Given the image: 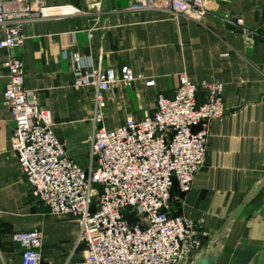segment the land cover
Masks as SVG:
<instances>
[{"label":"crops","instance_id":"crops-1","mask_svg":"<svg viewBox=\"0 0 264 264\" xmlns=\"http://www.w3.org/2000/svg\"><path fill=\"white\" fill-rule=\"evenodd\" d=\"M129 1L103 0L97 10L86 0H43L80 12L23 25L24 43L12 53L25 63L26 89L51 113L70 158L87 167L96 92L75 85L69 52L80 54L87 70L100 64L142 76L101 93L111 130L129 117L153 114L157 97H171L180 74L197 85L222 82L226 114L212 122L207 163L190 193L174 192L171 209L205 221L201 230L208 236L194 261L205 251L217 256L211 264H264V0H205L209 11L201 22L160 9L133 10ZM8 56L0 50V264H23L12 236L32 230L43 234L41 264H84L75 219L48 212L12 151L13 117L4 98ZM148 80L155 84L147 86Z\"/></svg>","mask_w":264,"mask_h":264},{"label":"built area","instance_id":"built-area-1","mask_svg":"<svg viewBox=\"0 0 264 264\" xmlns=\"http://www.w3.org/2000/svg\"><path fill=\"white\" fill-rule=\"evenodd\" d=\"M99 10L103 0H86ZM133 10L160 9L201 22L205 0H130ZM74 6H49L43 0H0V50L9 54L4 91L13 117L11 148L24 180L50 214L72 216L84 244V264H191L203 249L204 219L193 221L172 212L174 192H191L196 174L207 163L212 122L226 114L220 81L192 82L186 73L171 97L159 95L156 110L142 120L129 117L116 129L105 125L101 93L141 79L100 64L87 70L82 56L68 53L78 87L96 92L90 162L70 158L54 134L51 113L25 87V63L12 52L21 47L23 25L79 13ZM237 24L244 26V20ZM92 35H90L91 37ZM148 80L147 86H153ZM201 92V96L199 93ZM23 264H41L43 234L20 231Z\"/></svg>","mask_w":264,"mask_h":264},{"label":"water","instance_id":"water-1","mask_svg":"<svg viewBox=\"0 0 264 264\" xmlns=\"http://www.w3.org/2000/svg\"><path fill=\"white\" fill-rule=\"evenodd\" d=\"M242 209H243V205L241 206V208H239L234 218L238 216V214L242 211ZM216 259H217V256H210L208 252L203 251L199 259L194 261L192 264H211V262L216 261Z\"/></svg>","mask_w":264,"mask_h":264}]
</instances>
